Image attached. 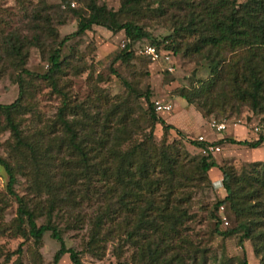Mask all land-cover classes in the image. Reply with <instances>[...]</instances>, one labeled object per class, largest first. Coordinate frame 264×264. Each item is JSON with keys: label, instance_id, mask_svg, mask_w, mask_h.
Segmentation results:
<instances>
[{"label": "rangeland", "instance_id": "374dc122", "mask_svg": "<svg viewBox=\"0 0 264 264\" xmlns=\"http://www.w3.org/2000/svg\"><path fill=\"white\" fill-rule=\"evenodd\" d=\"M20 1L0 0V46L2 41H12L6 35L13 34L22 41L23 38L27 40L36 35L32 31L36 26L45 28V33L39 36V48L28 49L23 67L32 74L42 75L48 69V57L55 44L76 30L77 20L72 11L86 13L90 0ZM61 1L68 3V7ZM92 1L117 12L121 0ZM177 1L179 0H143L128 15L119 16L121 21L133 22L148 35L147 39L132 44V59L125 63L111 64L114 56L123 49V34H112L103 28L92 26L83 35L69 39L62 46L59 71L54 75V88L48 81L21 75V107L13 114V119L26 141L41 153L36 168L29 162L26 150L14 147L5 127L4 115L0 113V159L9 163L15 171L12 191L23 199L30 210L35 209V213H38L37 209H41L43 215L51 198L67 196L68 201L57 203L51 212L52 223L60 232L65 248L76 252L81 264H135V248L123 240V232L129 227L122 224L124 217L127 220L131 218L133 222V213L117 210L115 221L107 222L101 228L98 235L100 240L92 245L91 252L86 250L95 218L106 206L114 205L118 194L107 195L106 191L111 188L112 180L105 182L92 172L102 156L106 155L105 152L97 156V148L94 149L93 142L87 143L85 151L91 168L88 167L89 172L86 174L80 157L67 148L62 128L56 121L57 109L61 107L63 99L71 109L67 117L75 119L80 127L89 131H99L97 124L93 125L89 117L98 116L101 124L104 115L112 107L121 106L129 114L126 127L130 137L122 144L121 149L126 151L134 144L144 142L149 126L144 115L146 104L143 99H134L127 93L120 80L110 72L115 71L138 94L148 93L152 106L154 102L171 106V112L158 114L157 117L163 122L169 120L182 127L186 135L178 137L175 134L178 131L176 128L164 133L159 125H155L152 142L157 149L179 148L185 151L188 158L182 161L183 164L197 160L199 150L186 141H198V135L207 137L213 132L212 135L220 140L242 141L245 140V133L256 136L263 134L264 112L252 113L249 102L221 99L218 97L219 87L214 88L209 101L199 100V105L204 109L210 105L213 107L214 113L210 116L202 117L204 114L196 105L189 106L178 97L180 93H186L209 79L212 61L225 60L226 64L221 67L225 74L234 68L238 73L247 71L250 65L247 64L249 59H246L245 54H230L227 49L220 50L218 54L215 51L192 53L190 46L195 40L181 33L178 36L174 32L177 24L184 22L187 12V8ZM201 1L194 0V3L188 4L196 8L201 6ZM244 1L235 0V3ZM33 8L39 10L40 17L47 19L48 24L32 22L29 17ZM200 10L198 8L195 12ZM46 27L52 29L56 36L50 35V30ZM151 44H155L160 53H166L164 55L169 57L168 61L159 59L154 63L150 62L142 51ZM3 48L5 46L1 49ZM172 48L176 52L171 54L168 51ZM1 49L0 54L3 53ZM16 63L17 60L7 54L0 59V105H9L17 98L16 77L20 73ZM167 67H171L172 71L168 72ZM253 67L264 78V58L253 59L251 68ZM263 106L264 100H261L258 107L261 109ZM111 119L116 127L118 114L114 113ZM215 125H223L224 130L216 131ZM111 129L112 127L108 128L109 131ZM107 145L112 146L109 142ZM217 147L219 151L211 154L215 163L221 167H232L236 174L248 163L264 160V149H246L226 143ZM44 151L48 158L42 156ZM24 159L28 163H24ZM112 168L113 163L109 165L110 172ZM214 174L218 177L217 171ZM208 178L209 184L194 179L181 193L190 197L187 204L190 220L180 230V236L173 240L172 251L166 255L167 258L178 253L182 259L180 264H239L244 255L246 264H259L260 257L253 254L250 241H243L242 247H239V234L229 237L218 235L217 232L232 229L236 223L226 206L219 208L215 214L218 220L216 226L215 220L210 218L212 205L222 200L225 194L219 186L220 179H211L209 175ZM6 183L7 176L0 167V264H52L58 243L49 237V233L44 234L38 244H34L30 238H24L17 232V203L7 193ZM43 222L44 216L36 218L38 225ZM57 264L71 263L65 255Z\"/></svg>", "mask_w": 264, "mask_h": 264}, {"label": "trees", "instance_id": "16d2710c", "mask_svg": "<svg viewBox=\"0 0 264 264\" xmlns=\"http://www.w3.org/2000/svg\"><path fill=\"white\" fill-rule=\"evenodd\" d=\"M176 1V0H175ZM194 0H179L180 5L187 8L184 22L178 23L174 29L175 34L188 35L194 39L190 46L192 53L215 51L216 54L222 49H227L230 54L237 52L246 55L247 64L250 69L238 73L236 68L231 72H223L221 67L226 64L225 60L212 61L210 65V76L207 81L201 83L198 87L190 89L186 93H180L178 97L187 105H196L203 116H210L214 113L210 105L204 109L199 104V100L207 102L210 94L215 87H219V96L228 101L249 102L252 113H263L264 106L259 109V102L264 100L262 97L264 78L260 71L252 67V60L264 58V0H245L243 3L236 4L235 0H202L201 6L193 8L189 2ZM20 2H23L21 0ZM143 0H121L117 12L108 10L104 5H97L90 0L86 6V13L72 11L77 20V26L74 33L63 37L55 44L48 57V69L42 75L32 74L26 71L24 63L29 48H39L40 34L45 31L42 27H35L32 31L36 33L30 39L19 41L13 34L6 35L12 41H2L1 45L5 48L0 49V59L7 54L17 60L19 73L16 77L18 95L16 100L9 105H0V113L4 115L5 127L12 138L15 148L26 150L29 162L37 167L39 155L38 149L26 141L18 125L14 122L13 114L21 107L20 102L23 95V79L21 75L29 78H38L55 86L54 75L59 71L60 50L62 46L73 37L83 35L89 31L92 26L100 27L106 31L116 34L121 32L124 37L123 49L111 61V64L117 62L125 63L132 59L133 53L131 46L133 43L142 39H147V33L131 21H121L120 15H128L133 8L138 7ZM61 3H68L61 1ZM162 3V2H161ZM177 3V4H178ZM200 8L199 12H195ZM160 11V10H159ZM161 12V11H160ZM32 22H43L48 24L47 19L40 17L39 10L31 9L30 17ZM0 21V25H2ZM50 35L56 36L52 29ZM37 31L39 32L37 34ZM171 39L172 37H168ZM148 46L154 47L155 44ZM8 47V48H6ZM171 54L176 49L169 50ZM223 68V67H222ZM112 75L118 78L127 93L134 99H143L146 104L145 116L148 126V133L144 137V142L134 144L123 151L122 144L127 142L130 137L127 135L128 111L123 110L121 106H114L109 113L104 115V120L100 124L98 116L89 117L92 124H97L99 131L80 127L75 119H70L71 109L67 106L65 99L60 108L57 109L56 121L62 128L67 148L77 153L84 171H89L88 153L85 146L93 142L97 150V156L105 152L100 162L95 165L96 175L101 179L112 180L111 188L106 194L117 193L114 205L106 206L95 218L92 224V233L87 242V251L91 252L92 245H95L100 239L98 237L101 228L107 223L115 221L117 210L120 212L133 213V222L129 218L123 219V225L129 227L124 234V243L130 244L135 248V264H176L182 263L178 253L167 254L172 251L173 240L180 236V230L184 224L190 220L187 210L189 203L188 195H181L187 184L199 179L209 184L208 172L211 169H217L220 174V188L224 191V197L212 205L210 218L215 220V226L218 220L215 217L218 209L226 206V209L232 214L235 220V227L224 232H217L221 237L237 235V244L242 247L243 241H250L253 248V254L260 257L259 264H264V160L261 162L248 163L239 174H236L232 167L218 166L213 160L211 154L207 153L208 143L199 141H186L190 146L199 150L195 162L188 161L182 163L188 158V154L181 149H157L152 142L153 128L159 125L161 130L166 133L173 130V127L167 125L157 117L154 106L149 102V95L138 94L124 80L115 73ZM213 100V99H212ZM205 105V104H204ZM238 112V109H235ZM114 113L118 114L116 127L111 119ZM129 115V114H128ZM96 116V115H95ZM112 127L111 131L108 128ZM107 128V129H106ZM175 134L183 138L175 131ZM111 137V139H109ZM112 145V146H108ZM236 145L246 149H256L264 143L263 134L257 136L252 141H235L233 139H222L210 143L213 146L222 144ZM149 147V148H148ZM48 158L47 152L43 155ZM27 161V159H26ZM24 159V163L26 162ZM114 164L112 172L109 165ZM0 167L7 176L6 191L13 196L17 203L16 209V229L24 238H30L34 244H38L44 234L49 233V237L59 245L53 255L52 264H57L62 256L67 255L71 264H81L76 252L66 249L61 239L60 232L52 223L51 212L57 203L67 202V196L53 197L48 202V208L44 215L41 209L35 213V209H29L22 198L17 197L12 191L15 182V171L6 161L0 159ZM88 171V172H87ZM99 173V174H98ZM44 216V222L41 225L36 223V218ZM25 226V228L23 227ZM19 252V249H17ZM93 254V253H92ZM133 262V261H132ZM179 262V263H178ZM239 264H246L244 255L239 260Z\"/></svg>", "mask_w": 264, "mask_h": 264}, {"label": "built area", "instance_id": "2783aa9c", "mask_svg": "<svg viewBox=\"0 0 264 264\" xmlns=\"http://www.w3.org/2000/svg\"><path fill=\"white\" fill-rule=\"evenodd\" d=\"M142 54L150 62H153V63L156 62L159 59H162L163 61H168V59H169V57H167V55H164L166 53L162 54V53H160L159 51H157L152 46H145L143 48ZM166 70L168 72H171L172 71L171 70V67H167ZM153 106H154V111H155L156 114L169 113L171 111L170 106L167 105V104H162V103H159V102H154L153 103ZM215 129H216V131L220 132V131L224 130V126L223 125H215ZM197 140L199 142H205L201 137H198ZM206 151L209 154H214V153H217L219 151V148L217 146H213L210 143H208V146L206 147Z\"/></svg>", "mask_w": 264, "mask_h": 264}, {"label": "crops", "instance_id": "0c3cea01", "mask_svg": "<svg viewBox=\"0 0 264 264\" xmlns=\"http://www.w3.org/2000/svg\"><path fill=\"white\" fill-rule=\"evenodd\" d=\"M168 105V104H167ZM170 108H171V106H170ZM171 112V111H170ZM166 122V124L167 125H170V126H172L173 128H176V130H178V132L180 133V134H182V135H186L185 133H184V131L182 130V127H180V126H176L175 124H173V123H171L169 120H166L165 121ZM213 134V132H211L210 133V135H208L207 137L204 135V136H202V134L201 135H198V137H201L206 143H212V142H215L216 140H219L220 138H215L214 137V135H212ZM197 137V138H198ZM244 137H245V140L246 141H252V140H255L256 138H257V136L255 135V134H250V135H248L247 133H245L244 134ZM263 149H264V143H262L258 148H256V149H254V150H261V151H263ZM264 156V155H263ZM257 162H261V160L260 161H257ZM212 170V169H211ZM210 170V171H211ZM215 171H217V169L215 170H213L212 172H211V174L209 173L208 175L210 176V178L211 179H216V180H218V179H220V174H219V172L217 171V173H218V177H215L216 175L214 174V172Z\"/></svg>", "mask_w": 264, "mask_h": 264}]
</instances>
